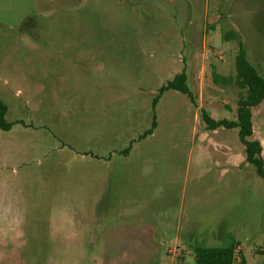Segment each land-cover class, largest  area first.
<instances>
[{"label":"rangeland","instance_id":"1","mask_svg":"<svg viewBox=\"0 0 264 264\" xmlns=\"http://www.w3.org/2000/svg\"><path fill=\"white\" fill-rule=\"evenodd\" d=\"M229 30L264 76V0H0V264H264V179L201 118L236 120Z\"/></svg>","mask_w":264,"mask_h":264},{"label":"trees","instance_id":"2","mask_svg":"<svg viewBox=\"0 0 264 264\" xmlns=\"http://www.w3.org/2000/svg\"><path fill=\"white\" fill-rule=\"evenodd\" d=\"M223 38L237 41L236 73L234 75H221L214 71L213 81L217 85L234 86L237 89L236 120L227 118L214 119L204 109H201V118L207 130H215L219 127H237L239 138L245 146V161L254 165L257 174L264 179L262 143L257 139L248 140V137L253 134L252 110L264 100V76L248 59L247 51L239 32L236 30L226 31L223 34ZM170 89L187 95L193 103L195 102V97L187 84L186 73L182 71L160 87L157 96L153 99V105H156L164 91ZM6 113L7 105L0 100V129L2 130L11 128V123L5 118ZM155 127L156 120L154 118L151 127L145 130L139 138L152 134ZM129 148L123 152L127 153ZM235 250L236 246L234 243L226 246H197L194 248V258L198 264H234L236 261ZM241 264H245L244 257L241 258Z\"/></svg>","mask_w":264,"mask_h":264},{"label":"crops","instance_id":"3","mask_svg":"<svg viewBox=\"0 0 264 264\" xmlns=\"http://www.w3.org/2000/svg\"><path fill=\"white\" fill-rule=\"evenodd\" d=\"M262 153H263V151H262ZM235 263V262H234Z\"/></svg>","mask_w":264,"mask_h":264}]
</instances>
